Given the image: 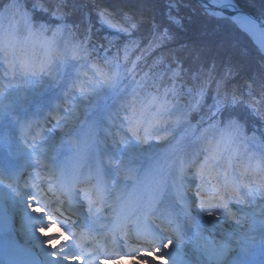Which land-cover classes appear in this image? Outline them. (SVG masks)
Wrapping results in <instances>:
<instances>
[{"label":"snow or ice","instance_id":"snow-or-ice-1","mask_svg":"<svg viewBox=\"0 0 264 264\" xmlns=\"http://www.w3.org/2000/svg\"><path fill=\"white\" fill-rule=\"evenodd\" d=\"M258 2L257 11V0H213L211 9L201 14L218 24L231 25L264 49V0ZM188 7V0H116L107 5L100 0H0V58L13 72L7 85L0 87V112L13 101V91L22 93L44 80L63 87L61 104L53 112L62 104L70 105L63 126L52 112L43 118L56 121L46 137L42 128H33L34 124L40 128L39 121L18 122L20 140L35 167L43 164L49 169L48 161L54 160L56 151L52 133L60 128L72 135L70 125L81 106L85 115L92 110L94 134L103 132L87 175L60 170L58 183L66 201L57 203L61 208L66 204L70 215L81 213L86 204L88 215L83 223L78 219L73 224L68 219V224L79 230L69 228L59 246L48 241L59 239L49 229L59 226L61 220L40 204L41 184L35 179L24 181V188L32 193L27 196L28 211L46 222L35 232L43 238L52 261L70 264L86 259L87 264H104L111 257V264H118L125 255L123 244L117 253L115 248L99 246L94 235L95 223L106 210L114 222L104 227L114 240L116 233L127 236L135 231L137 242L142 241L141 247L128 255L138 256L144 264H169L164 252L176 243L179 225L164 219L160 208L167 200L170 180L179 203L191 192L207 217L224 218L240 226V234L225 241L221 264H257L253 257L258 249L260 264H264V64L249 73L243 63L227 54L211 55L206 30L189 35L190 18L182 11ZM93 59L95 70L87 84H82L71 69ZM61 68L63 75L55 71ZM128 95L133 97L131 103L125 100ZM193 113L199 116L195 128ZM204 124L212 139L197 135ZM172 126L182 127L185 136L191 132L192 143L198 146L166 169L152 164L143 167L158 149L150 141L161 140L160 132L167 133ZM37 137L44 143L37 144ZM3 141L0 132V143ZM238 143L240 147L250 145L259 157L255 152L248 157L245 152V162L240 155L234 156L232 149ZM256 159L259 163L253 164ZM39 176L37 173L36 179ZM80 185L84 187L76 191ZM0 186L17 196L21 192L14 176L0 174ZM81 193L84 203L74 210ZM241 205L245 206L243 216L238 211ZM16 227L15 216H0V233ZM17 235H28L23 222ZM2 248L14 258L9 264H40L38 253L34 259H19L31 253L17 240H9ZM233 253L235 261L231 260Z\"/></svg>","mask_w":264,"mask_h":264},{"label":"rangeland","instance_id":"rangeland-1","mask_svg":"<svg viewBox=\"0 0 264 264\" xmlns=\"http://www.w3.org/2000/svg\"><path fill=\"white\" fill-rule=\"evenodd\" d=\"M86 70L92 73L87 66V62L82 65L78 64L75 68L71 69L72 74H76L79 76V79L82 84H87V77L84 74L79 73V70ZM55 71H59L61 75H63V69H58ZM90 76V77H91ZM48 80H44L36 85H33L29 88H25L22 90V93L13 91L11 95L14 97L13 101L9 104V106L2 112H0V121L4 119L5 116L8 115L9 112L15 113L21 110H25L27 107L33 108L34 106L41 104L44 99L52 96H48ZM62 86H60L58 94L62 93ZM131 90L129 89V92ZM47 96V97H46ZM18 97V98H17ZM133 97L128 95L125 100L132 101ZM83 106L75 113V115L81 110ZM90 117H87V120H84L82 124H78L79 122L74 123V127L77 125V128H83L91 118L92 112L89 114ZM64 125V123H63ZM208 129V127H207ZM206 129V130H207ZM55 133L52 135L55 137V141L58 136H61L63 132H61L60 128L56 129ZM170 132L178 133V136L184 137V143L192 142L191 138L186 136H181L184 134V130L179 126H172L169 128ZM202 135H208L209 139H212V135L209 131L202 132ZM233 155H240L246 161V157H244V153L247 152L248 156H253L254 152L257 157H259V152L255 151L251 148L250 145H244L243 147L239 146V143L233 147L232 149ZM253 162L259 163V159L253 160ZM1 197V193H0ZM6 199L1 197L0 206L6 204ZM244 205L240 206L239 214L243 216ZM188 230L191 231L189 238L181 245L177 247H172L170 250V260L169 264H221V260L224 258L223 246L225 241L232 240L236 236L240 234V226H237L230 220L222 218L217 221L213 218L210 219H201L195 228L192 226L188 227ZM259 244V241L257 242ZM260 252V251H259ZM259 252L254 254L255 258H258L257 264L261 262V255L258 257ZM156 259V257L154 258ZM236 253L232 254L231 260L235 261Z\"/></svg>","mask_w":264,"mask_h":264},{"label":"trees","instance_id":"trees-1","mask_svg":"<svg viewBox=\"0 0 264 264\" xmlns=\"http://www.w3.org/2000/svg\"><path fill=\"white\" fill-rule=\"evenodd\" d=\"M87 3V0H84ZM116 0H100L102 4H111ZM190 7L183 9V14L189 17L188 31L189 35H192L195 31L200 29L206 30L208 36V51L211 55L227 54L232 59L243 63L246 72L257 71L262 64H264V57L259 51L251 44L249 39L241 32H238L231 25L218 24L209 18L204 17L202 11L188 0ZM132 7V4L128 5ZM259 2L257 0L256 10H259ZM200 35H204V32H200ZM98 35H103L99 33ZM223 44L224 47H220Z\"/></svg>","mask_w":264,"mask_h":264},{"label":"water","instance_id":"water-1","mask_svg":"<svg viewBox=\"0 0 264 264\" xmlns=\"http://www.w3.org/2000/svg\"><path fill=\"white\" fill-rule=\"evenodd\" d=\"M193 1L204 9H211L212 7V2L210 0H193ZM204 5H206V8ZM250 38L252 39V42L259 48L257 41L252 37ZM259 50H261V53L264 55V49L259 48Z\"/></svg>","mask_w":264,"mask_h":264},{"label":"bare ground","instance_id":"bare-ground-1","mask_svg":"<svg viewBox=\"0 0 264 264\" xmlns=\"http://www.w3.org/2000/svg\"><path fill=\"white\" fill-rule=\"evenodd\" d=\"M211 2H213V0H210ZM205 6V8H206V5H204ZM58 87L57 86H55L54 87V90H56ZM181 152V150H178L177 152H176V155H178L179 153ZM168 153H169V151H168ZM167 155V154H166Z\"/></svg>","mask_w":264,"mask_h":264},{"label":"clouds","instance_id":"clouds-1","mask_svg":"<svg viewBox=\"0 0 264 264\" xmlns=\"http://www.w3.org/2000/svg\"><path fill=\"white\" fill-rule=\"evenodd\" d=\"M53 231H55V228H50V229H49V232H50V233L53 232Z\"/></svg>","mask_w":264,"mask_h":264}]
</instances>
